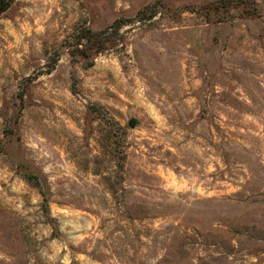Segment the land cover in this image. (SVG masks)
<instances>
[{"label":"rangeland","instance_id":"374dc122","mask_svg":"<svg viewBox=\"0 0 264 264\" xmlns=\"http://www.w3.org/2000/svg\"><path fill=\"white\" fill-rule=\"evenodd\" d=\"M0 264H264V0H14Z\"/></svg>","mask_w":264,"mask_h":264},{"label":"trees","instance_id":"16d2710c","mask_svg":"<svg viewBox=\"0 0 264 264\" xmlns=\"http://www.w3.org/2000/svg\"><path fill=\"white\" fill-rule=\"evenodd\" d=\"M13 2H14V0H0V15L5 10H7ZM91 34H94L96 36L98 35L96 32L90 33V34L87 33V34L82 35V36H84L86 41L84 43H80L81 47H76L77 48L76 50L78 51V56L84 60H87V62H89L88 64H90L92 62V59L94 58V56L97 53L104 51L113 45V41H112L113 39L106 38V37H103V38H100V37L95 38L94 37V39H92ZM45 200L46 199L44 197L43 208H44V212H46V214H48L49 209L47 207Z\"/></svg>","mask_w":264,"mask_h":264},{"label":"water","instance_id":"95a60500","mask_svg":"<svg viewBox=\"0 0 264 264\" xmlns=\"http://www.w3.org/2000/svg\"><path fill=\"white\" fill-rule=\"evenodd\" d=\"M129 125H130V126H133V125H134V121H133V120H130V121H129Z\"/></svg>","mask_w":264,"mask_h":264}]
</instances>
